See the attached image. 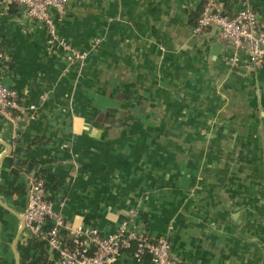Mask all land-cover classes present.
I'll use <instances>...</instances> for the list:
<instances>
[{"label": "crops", "instance_id": "obj_1", "mask_svg": "<svg viewBox=\"0 0 264 264\" xmlns=\"http://www.w3.org/2000/svg\"><path fill=\"white\" fill-rule=\"evenodd\" d=\"M241 1L217 6L233 14ZM243 1L264 29V0ZM201 2L66 0L57 31L89 50L82 65L49 49L18 6L0 8V75L21 102L0 115V264L20 262L24 249L39 255L20 231L25 174L13 172L29 159L73 227L112 232L136 209L149 234L168 237L172 257L264 264V65L242 52L233 64L215 28L194 35ZM118 264L134 263L123 254Z\"/></svg>", "mask_w": 264, "mask_h": 264}, {"label": "built area", "instance_id": "obj_2", "mask_svg": "<svg viewBox=\"0 0 264 264\" xmlns=\"http://www.w3.org/2000/svg\"><path fill=\"white\" fill-rule=\"evenodd\" d=\"M65 2L0 0V8L18 6L23 17L44 28L49 49L60 47L79 58L84 54L73 49L57 31L65 14ZM210 28L217 29L220 41L233 48L230 58L233 64L242 52L249 64L264 65V29L259 27L256 12L245 1H241V7L236 12L228 14L218 8L217 0H202L192 32L200 35ZM5 60L0 40V72ZM44 96L40 95L41 101ZM37 106L30 105V118H33ZM17 110H21L20 96L15 89L2 82L0 75V115L11 118ZM25 187L26 205L21 216L27 238L45 241L55 254L57 264H118L123 254H129L134 264L141 263L146 257H149L151 264H192L188 260L172 257L168 237L149 234L137 221L136 209H129L125 219L112 232H103L93 226L73 227L65 222L60 209L63 202H59L56 208L48 198L45 179L29 175Z\"/></svg>", "mask_w": 264, "mask_h": 264}, {"label": "trees", "instance_id": "obj_3", "mask_svg": "<svg viewBox=\"0 0 264 264\" xmlns=\"http://www.w3.org/2000/svg\"><path fill=\"white\" fill-rule=\"evenodd\" d=\"M16 164L17 165L13 169V172H23L25 174V180L29 175L42 177L43 179H45L46 188V178L49 176V174L43 170L40 165L41 163H39L35 159H29L28 161L19 160L16 162ZM29 247L36 250L39 255L33 258L30 256V253L26 251V249H24L20 254V264H57L55 254L50 251L45 241L36 238L27 239L26 248Z\"/></svg>", "mask_w": 264, "mask_h": 264}, {"label": "water", "instance_id": "obj_4", "mask_svg": "<svg viewBox=\"0 0 264 264\" xmlns=\"http://www.w3.org/2000/svg\"><path fill=\"white\" fill-rule=\"evenodd\" d=\"M222 47H223L222 42L218 41V42L213 43L211 45L210 54L215 58L217 56V54L221 51ZM20 218H21V227H20V231H21L24 227V222H23L22 216H20ZM16 264H20L17 254H16Z\"/></svg>", "mask_w": 264, "mask_h": 264}, {"label": "rangeland", "instance_id": "obj_5", "mask_svg": "<svg viewBox=\"0 0 264 264\" xmlns=\"http://www.w3.org/2000/svg\"><path fill=\"white\" fill-rule=\"evenodd\" d=\"M96 40H95V42H94V44H96ZM72 46V48L73 49H75L76 51H79V52H82L84 55L83 56H79V58H77V57H75V56H72L73 57V60H72V58L70 57V60H69V63H72V62H74V61H77V60H80L79 62H80V64L82 65V63L84 62V58H86L87 56H88V54H89V50H81V49H79V48H76V47H74L73 45H71ZM55 47V46H54ZM56 49V48H55ZM59 49H60V47H59ZM69 52H71V51H69ZM254 220V219H253ZM255 221V220H254ZM251 235H254V234H250L249 233V237H251ZM248 237V238H249Z\"/></svg>", "mask_w": 264, "mask_h": 264}]
</instances>
